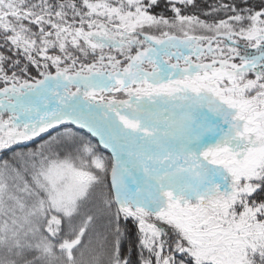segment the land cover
Wrapping results in <instances>:
<instances>
[{"label": "snow or ice", "instance_id": "6c2138e0", "mask_svg": "<svg viewBox=\"0 0 264 264\" xmlns=\"http://www.w3.org/2000/svg\"><path fill=\"white\" fill-rule=\"evenodd\" d=\"M0 264H264V0H0Z\"/></svg>", "mask_w": 264, "mask_h": 264}]
</instances>
